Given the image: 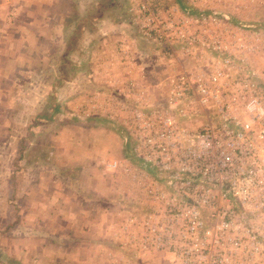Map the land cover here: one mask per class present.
<instances>
[{
    "label": "built area",
    "instance_id": "built-area-1",
    "mask_svg": "<svg viewBox=\"0 0 264 264\" xmlns=\"http://www.w3.org/2000/svg\"><path fill=\"white\" fill-rule=\"evenodd\" d=\"M139 2L141 26L155 33L157 17ZM261 29H245L253 35L239 41L240 55L232 38L180 32L185 58L197 60L195 45L217 51L221 38L226 56L166 76L163 103L148 111L112 98L119 110L112 119L125 126L133 154L149 169H137L139 181L149 187L148 200L163 206L164 223L149 226V234L172 250V264H264V62H251L255 53L264 58ZM234 58L241 60L238 76L228 71ZM129 83L142 100L147 86Z\"/></svg>",
    "mask_w": 264,
    "mask_h": 264
},
{
    "label": "rangeland",
    "instance_id": "rangeland-1",
    "mask_svg": "<svg viewBox=\"0 0 264 264\" xmlns=\"http://www.w3.org/2000/svg\"><path fill=\"white\" fill-rule=\"evenodd\" d=\"M54 1L0 0L1 24H3L5 20L13 23L10 28L7 29L6 27H3L2 30H0V57L9 56V59L7 60H4L3 58L0 60V76L2 75L5 78V81L2 79L0 80V83L2 84L0 85V96L2 95L3 99H5V97L8 96V93L6 92L8 89V91L10 90L14 92L12 97L16 101L18 97V93L16 92L19 91V93H23L29 101L27 112L24 116H31L37 113L34 107H36L38 111L48 110L51 106V102H53V99L56 97L60 101H67L66 107L68 110L67 113L65 111L66 109L61 110V113H57L58 118L62 119L61 116L69 115L70 111H72L75 115L80 114L77 103L80 104V102L85 99V96L90 95L89 93H91V90L96 88L97 81L102 83L111 82L116 85L111 72L103 71L101 73L104 78L103 81V78L98 76L100 70L115 67L123 70H129L128 68L132 66L131 62L138 61L136 57H139V60H141L142 63L153 67L155 70L154 73L157 75L153 76L151 80H154V84L160 86L164 83V79L159 77L163 76L165 73V70L162 69L163 66L166 67L168 65L170 74H176L179 70V66L182 64L188 65V67L191 68L195 63L197 67L199 64L209 62L207 61L208 57L212 59H222L226 56V50L221 47V45L227 46L226 38H221L219 39L221 44H218L219 47L217 51L212 50L211 53L209 49H206V47H202L200 50V46L195 45V51H198L196 54L197 60L195 59V56L187 57L185 59L183 53L185 44L178 39V36L179 34L181 35V33L184 35L196 34L199 37L216 35L219 37H229V39L232 38L231 47L235 49L237 55L244 52L242 47L236 48L239 41H247L245 36L253 35L251 30L250 32H245V29L248 30L254 26H261L264 37V0H143L148 4L150 10L153 12V15H155L158 19V23L155 24V33L149 32L148 27L146 29V27L141 26L143 13L137 9V4H139V1L141 0H127L128 5L130 6L124 14L122 13L121 16L124 24L123 32H126L127 36L123 34L118 37L117 35L119 40L116 41L115 39L113 41H109V46L107 45L105 52H101L100 54L101 56L102 54H105V61L98 63L100 64V68L97 71L98 73L93 70L94 75H92L91 66L94 67V63H89L87 59L84 61L79 60L80 55L78 48L81 47L77 46L79 44V37H83L85 41H87V39L90 40L91 43L89 44V48H93L91 49L90 54L94 56L101 49L98 48V50L94 48L96 44L93 45L92 42L96 40L99 33L107 29L98 28L92 25L91 27L84 28L85 34L82 32L83 29L81 28L75 32L74 36H72L74 29L72 26L73 20L76 17L81 16L83 13L78 12L76 7L68 3L67 0H61L59 2ZM67 6L69 7L67 8ZM15 7H18L19 9L15 10ZM185 9H190L193 12H186ZM68 12V16L73 17V20H69L66 27L63 26L57 28V25H60L59 22L64 19ZM185 18L186 20L183 22ZM195 20L198 22H193ZM146 31H148V33H146ZM18 33L22 34V38ZM3 36H5V38H3ZM110 36H113V34ZM114 37L116 38V36ZM69 39L74 40V43H71V46L73 47L74 54L78 59H69L66 57L67 55L65 56L66 48L69 46L67 44ZM22 46L23 48L19 50ZM73 50L68 54H71ZM17 52H24L26 54L24 67L22 61L11 59L15 53L18 55ZM251 58V62L255 64L256 67H261L264 62V58L258 53L252 55ZM153 60H155L158 65L153 64ZM164 61H166L165 64H163ZM231 62L233 64L228 65L229 74L234 76L240 75L242 72L237 69V66L241 65V60L234 58L230 61V63ZM22 67L26 72L24 73V80L27 81V84L22 88L13 87L11 85V81L21 79L17 77L18 75L20 76V74L17 75L15 70ZM8 73L9 77L7 76ZM10 73L13 75H10ZM55 73L61 74L57 77ZM21 75L23 76V74ZM156 77L158 79H156ZM144 83L149 84L150 82L147 81V79H144ZM146 89L148 90V86ZM105 90L111 93V95L118 91L116 86H108V84L105 86ZM150 91V94L155 100L154 102L148 103L149 98L145 91L142 94L143 102L141 104H136L132 97H127V100L124 103L128 106L136 105L139 107L138 109L143 111H148L153 107L161 105L163 103L162 98H164L165 94L163 88H158L157 91L155 89ZM50 92L53 94V97L49 94ZM31 100L33 102H41L42 106L38 107V105L34 106L33 104L30 106ZM73 101L77 104L74 108H72L74 105V103H72ZM175 108L177 107H173L171 109L175 111ZM8 110L9 109L7 108L3 110V107L0 109V121L5 122L8 125L6 128L4 126H0V178H4L3 176L8 174L9 170L11 171L16 168L18 163V152H16V150L19 147V143H21V135H23L27 130L25 124H22L24 122H12V119L17 118V108L13 107V111L12 109ZM94 117H97V120L91 119L88 124H90L93 128L106 125V127H109L111 131L114 130L118 133L122 138L124 146L123 151H125V156L129 161L126 163L135 166L132 167L134 168L133 174H143L142 171H137V169L143 170L140 168L143 163L131 153L130 147H132L133 141L129 139L127 135H125L124 138L123 134L126 133L125 126L116 125L112 122L106 123L107 120L105 121L102 116ZM109 118L111 119L112 117ZM81 119L82 118L80 117L75 118L77 122L82 121ZM102 119H104L103 122H100ZM60 123L62 126H65L63 121H60ZM44 126L50 125H48V123L40 125L42 128ZM51 126L54 136L57 134L54 131L58 129L59 126L53 124V122L51 123ZM34 137L36 138L35 140ZM34 137L29 141L34 144V149L31 151L32 156L31 153L30 155L27 153L29 160L26 159V161L27 163L28 161L30 162V167H32V164H34L33 162H35L36 167L27 170L29 171V177H27V179H38L41 181L42 185L47 184V188H43V198H49L50 195H52V197L54 196L53 204L39 205L38 209L41 208L42 211L41 213H38L37 221L22 218L23 220L21 221L20 227L16 226L13 230L5 228L7 225L10 227L12 225L11 223H14V219L18 217V214L24 211L26 207H33V205L29 206L24 197L18 200L19 191L21 192L23 190L21 188L18 189L15 196L17 206L12 208L13 199L8 198L7 196L8 188L1 187L0 257L2 256V261H5L7 264H83L85 257L82 258L84 253L81 251L80 244H77V246L66 242H62L63 244H55L54 242H50V236H46L45 240L42 237L32 236L34 234L27 235L28 228L26 227H36V230H38V233H42V236L46 234L48 235L49 232H53V226L57 225L58 222L55 220V217L52 219L51 217L56 214L62 216V206L65 205L68 207L69 205L64 204L66 202L58 204L55 194L58 195L59 190H57V187L50 186L53 185V181L78 180L79 182L77 184H69L68 187H79L81 189L83 180L81 172L78 171L80 167L78 163L63 162V158L60 155L61 151L59 149L56 150L59 146L57 142L53 140L51 141L50 138L42 137L39 134L36 136L34 135ZM33 158L35 159L30 161ZM91 159L92 158H90L89 168L95 170V168L98 167L96 164L97 162ZM57 167H61V170H58L57 172L53 171V168H56L57 170ZM144 167H146V165ZM23 173L25 172L19 171L18 175L15 177L19 184L23 183ZM97 173L98 171L93 172L92 170L89 172V182L92 183L94 181L93 179L98 178L96 176ZM130 175H132V173L127 174L125 178L124 176L116 178L121 181H119L120 183H122V187H120V189L116 187L117 191L121 190V192H118V195L123 197V200L126 199V201H128L127 195L130 191ZM37 176L40 177L37 178ZM102 179L105 178L102 177ZM3 181L6 182L8 180L3 179ZM110 186L113 185L109 184L108 187ZM104 187H106L105 184ZM116 195L117 194L112 192L110 194L112 197H116ZM39 198L43 199L41 196ZM44 199L42 201H44ZM53 207L55 212H53ZM7 212H9V219L6 217ZM42 214L49 219L42 222L39 218V215ZM76 221H74V223ZM23 228H26V230H23ZM8 229L9 231H6ZM19 231L25 232L24 236H20L21 232ZM3 232L7 233L4 234ZM37 248H40L41 251H36ZM56 248H58V251L53 250ZM71 248L74 250L73 253L70 252ZM128 255L134 256L130 252Z\"/></svg>",
    "mask_w": 264,
    "mask_h": 264
},
{
    "label": "crops",
    "instance_id": "crops-1",
    "mask_svg": "<svg viewBox=\"0 0 264 264\" xmlns=\"http://www.w3.org/2000/svg\"><path fill=\"white\" fill-rule=\"evenodd\" d=\"M59 1L61 0H55L54 2ZM67 2L76 7L78 12L85 15L82 14L73 20V17L68 16V12V14L64 17L65 20H61L59 22L60 25H57V28L63 26L66 27L68 25L67 22L69 20H73L72 26L74 29L72 36H74L75 32L79 29L82 28V32H84L85 27H91L92 25L98 28L107 29L99 33L96 40L92 42L93 45L96 44L94 48L101 49L94 56L90 54L91 49H93L89 48V44L91 43L90 40L87 39V41H85L83 37H79V44L77 45L81 46L78 48L80 55L79 60L84 61L87 59L89 63L93 62L94 67L91 66L92 70H90L91 74L94 75V71L98 73L97 71L100 68V64L98 63L105 61V54H102V56L100 54L101 52H105L107 45L109 46V41H113L115 39L117 41L119 40V35L127 34L126 32H123L124 24L121 16L130 5H128L127 0H67ZM68 7L69 6H67V8ZM14 9L18 10L19 8L15 7ZM11 12L14 13L13 11ZM12 25L13 23L6 20L3 24H1L0 20V30H2L3 27L8 29ZM112 34L113 36H110ZM19 35L22 38V34L20 33ZM114 36H116V38ZM3 38H5V36H3ZM71 43H74V40L69 39L67 41L69 46L66 48L65 56L67 55L66 57L69 59H78L74 54ZM22 48L23 46L19 48V50ZM72 50L73 52L68 54ZM17 53L18 55L15 53L11 59L22 61L24 67L26 54L24 52ZM1 58L7 60L9 59V56H1L0 60ZM136 58L138 61L131 62L132 66L128 68L129 70H123L116 67L111 69H101L98 76L102 77L101 73L103 71H109L112 73L114 83H116V85L111 82L102 83L97 81L96 88L91 90V93H89L90 95L85 96V99L81 101L80 104L77 103V105L75 101L72 102L74 103L72 108H74L75 105L79 106L80 114L75 115L72 111H70L69 115L61 116L62 119L58 118L57 113H61V110L63 109H66L65 111L67 113L68 110L66 107L67 101H60L56 97L53 99V102H51V106L48 110L38 111V109L34 107L37 113L31 116H24L26 115L29 101L23 93H19V91L16 92L18 93L16 101L12 97L14 92L10 90L8 91V89L6 90L8 96L5 97V99H3L2 95L0 96V109L3 107V110L7 108L9 110L12 109L13 111V107L17 108V118L12 119V122H24L22 124H25V127L27 128L26 132L21 135V143H19V147L16 150V152H18L17 166L11 171L9 170V173L3 176L4 178H0V188H8L7 196L8 198L13 199L12 208L17 206L15 196L18 189L21 188L23 190L21 192L19 191L18 200L24 197L29 206L33 205V207H26L25 210L20 212L18 217L14 219V223H11L12 225L10 227L7 225L5 228L13 230L16 226L20 227L21 221L23 220L22 218L37 221L38 213H41L42 211L41 208L38 209L39 205L53 204L54 196L52 197V195H50L49 198H43L44 189L47 188V184L42 185L41 181L38 179H27V177H29V171L27 170L36 167L35 162H33V166L30 167V162L28 161L27 163L26 161V159L29 160L27 153L30 155L32 149H34V144L29 141L34 137V135L36 136L39 134L42 137L50 138L51 141L53 140L58 143L59 146L56 150L59 149L61 151L60 155L63 158V162H74L80 165L78 171L81 172L83 180L81 189L79 187H68L69 184H77L79 182L78 180H56L53 181V185L49 184L52 187H57V190H59V194H55L58 204L66 202L64 204L69 205L68 207L65 205L62 206V216L56 214L51 217V219L55 217V220L58 222L57 225L53 226V232H49L48 235L46 234L42 236V233H38L36 227H26L28 228L27 235L34 234L32 236L42 237L45 240L46 236H50V242H54L55 244L62 242L70 243L71 245L75 244L76 246L77 244H80L81 251L85 255L82 256V258L85 257L83 264H172V250L166 247H157V244L152 241V234H149L148 230L149 226H161L164 223V219L161 218L160 214L163 210V206L159 208L154 201L148 200L146 189L149 187L142 185L139 181L138 173L133 174L134 168L132 167L135 166L126 163L129 161L125 156V151H123L124 146L121 136L114 130L111 131L109 127H106V125L93 128L90 124H88L91 119L97 120V117L94 116H102L105 121L107 120L106 123L112 122L116 125L122 126L120 121L112 120V118L118 117L119 115V110L117 106L112 103V98L116 97L119 102H125L127 97H134L136 100H141V96H137V91H135L138 90V88L129 87V82L136 86H140V84L148 86V90L146 89V93L149 98L148 103L155 101L153 96L150 94V90L155 89L157 91L158 88H163L165 91L167 89L165 82L160 86L154 84V80L151 79L157 74L154 73L155 70L153 67L142 63L141 60H139V57ZM165 62L166 61H164L163 64H165ZM153 64L158 65L155 60H153ZM23 67L15 70L17 75L20 74V76L18 75L17 77L21 79H17V81L12 80L11 85L13 87L22 88L27 84V81L24 80V73L26 72ZM162 69L165 70V73L163 76L159 77H161V79H165V77L170 74L168 65L166 67L163 66ZM179 69L189 70V67L188 65L182 64L179 66ZM11 74L12 73H10V75ZM21 74H23V76ZM55 74L58 77L61 73ZM7 76L9 77V73ZM1 79L5 81V78L2 75L0 76V80ZM144 79H147L150 83L145 84ZM156 79L158 78L156 77ZM107 84L108 86H116L118 91L111 95V93L105 90V86ZM0 85L2 84L0 83ZM49 94L53 97L51 92ZM32 102L33 101L31 100L30 106L32 104L34 106L38 105V107L42 106V103L39 101ZM77 117L82 118V121L77 122L75 120ZM109 117L112 118L110 119ZM104 119L100 122H103ZM60 121H63L65 126H62ZM52 122L53 124L59 126V128L54 131L57 133L54 136L51 126ZM45 123H48L50 126H44L43 128L40 127L41 124ZM0 126H4L6 128L8 125L7 123L0 121ZM123 135L125 138V135L127 134L124 133ZM128 138L130 139L129 136ZM35 139L36 138L34 137V140ZM130 149L133 154L132 147H130ZM90 158H92L91 160H95L97 162L96 164L98 167H96L95 170L89 168ZM34 159L35 158L30 161H33ZM142 169L149 171L147 167H143ZM58 170H61V167H57V170L56 168H53V171L57 172ZM91 170L93 172L98 171L96 175L98 178L93 179L94 181L92 183L89 182V172ZM19 171H24L26 173H23L24 177L22 184H19L15 178ZM130 173H132L129 181L130 191L127 195L128 201H126V199L123 200V197L118 195V192H121V190L117 191L116 187L120 189V187H122V183H120L121 181L116 178H120L122 176L125 178L126 175ZM39 177L40 176H37V178ZM102 177L107 180L102 179ZM3 179H7L8 181L4 182ZM104 184L106 187H104ZM109 184L113 186L108 187ZM111 192L117 194L116 197L110 196ZM40 196L44 199V201L39 198ZM152 207L159 208L158 213H156L154 217L149 218V215L154 213L153 211L151 212ZM53 212H55L54 207ZM8 213L9 212L6 213V217L9 219ZM39 218L42 222L49 219L43 214L39 215ZM74 221L76 222L74 223ZM260 223L264 226V221H260ZM26 228H23V230H26ZM6 231H9V229ZM20 234V236H24L25 232H21ZM259 239H262L264 243V238L262 236L260 237L259 235ZM53 250L58 251V248ZM36 251H41V249L37 248ZM70 252L73 253L74 250L71 248ZM129 252L134 256H129ZM1 258L2 256L0 257V264H7L5 261H2L3 259Z\"/></svg>",
    "mask_w": 264,
    "mask_h": 264
},
{
    "label": "trees",
    "instance_id": "trees-1",
    "mask_svg": "<svg viewBox=\"0 0 264 264\" xmlns=\"http://www.w3.org/2000/svg\"><path fill=\"white\" fill-rule=\"evenodd\" d=\"M186 10V12H189V13H192L193 11L192 10H190V9H185Z\"/></svg>",
    "mask_w": 264,
    "mask_h": 264
}]
</instances>
